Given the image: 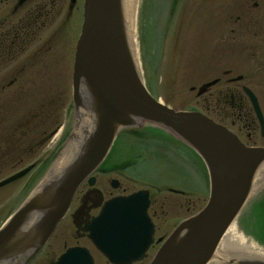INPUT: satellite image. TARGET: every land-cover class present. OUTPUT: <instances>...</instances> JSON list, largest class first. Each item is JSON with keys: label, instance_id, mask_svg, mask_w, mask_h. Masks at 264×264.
Listing matches in <instances>:
<instances>
[{"label": "water", "instance_id": "obj_1", "mask_svg": "<svg viewBox=\"0 0 264 264\" xmlns=\"http://www.w3.org/2000/svg\"><path fill=\"white\" fill-rule=\"evenodd\" d=\"M73 91L77 123L61 155L67 159L49 171L0 229V264L30 262L65 217L79 186L104 162L118 134L144 123L171 132L193 148L210 178L206 207L173 231L151 264H264V257L230 253L221 259L218 254L225 233L261 183L264 148L246 147L203 114L174 110L151 95L141 75L124 0H85ZM81 112L89 123L80 122ZM80 130L86 134L83 139ZM149 205V193L141 191L108 202L93 219L89 237L111 262L129 264L143 257L154 234ZM57 264L94 262L87 249L77 248Z\"/></svg>", "mask_w": 264, "mask_h": 264}, {"label": "flooded vegetation", "instance_id": "obj_2", "mask_svg": "<svg viewBox=\"0 0 264 264\" xmlns=\"http://www.w3.org/2000/svg\"><path fill=\"white\" fill-rule=\"evenodd\" d=\"M241 2L246 14L231 20L230 35L221 41L227 49L216 56L213 71L207 74L218 72L203 84H210L202 97L203 109L213 112L217 122L247 145H258L257 138L264 140V125L244 89L254 93L264 118V0ZM83 11L84 0H0V184L33 166L28 175L0 187V202L6 203L0 217L15 199L25 196L30 174L35 176L42 169L46 151L66 128L69 118L60 109L65 87L61 76L65 79L63 69H72L80 31L78 17L81 24ZM112 173L99 174L105 177V188L116 185ZM97 184L98 176L94 186L85 182L80 187L54 241L29 264H56L69 248L78 246L89 248L95 264H111L90 249L93 245L86 230L104 204L116 196H106ZM161 207L152 201L149 209L156 231ZM160 246L155 236L144 258L133 264H150Z\"/></svg>", "mask_w": 264, "mask_h": 264}, {"label": "rangeland", "instance_id": "obj_3", "mask_svg": "<svg viewBox=\"0 0 264 264\" xmlns=\"http://www.w3.org/2000/svg\"><path fill=\"white\" fill-rule=\"evenodd\" d=\"M241 1L185 0L186 12H176L170 8L174 0H140L137 46L146 84L155 97L177 110H198L205 107L203 98L197 95L198 88L204 81L218 75L214 71L209 77L207 72L213 69L214 55L225 50L220 41L222 36L230 35L231 20L237 14H246L239 6L243 4ZM80 21L81 18L78 17V27ZM68 66L69 59L67 68ZM71 71L63 69L65 79L61 76L65 87L62 88L63 106L60 109L63 108L61 115L65 113L66 118H70V115L74 118L75 112L70 101ZM192 87L196 90L192 91ZM210 115L213 117V112ZM147 134L149 138L135 140H140L138 142L141 145L136 152L143 154L144 159L136 166L126 165L128 169L131 168L127 176L134 184L117 174L121 179V187L114 190L107 184L108 188H105V178L98 175L97 186L103 189L106 196L128 194L146 188L160 194L155 196L157 206H163L158 209L159 218L156 220L160 236L164 233L162 231H172L183 219L197 213L206 204L209 179L207 174L201 172L202 167L190 157L187 147L174 144L171 139L159 138L153 130H149ZM256 140L258 145L264 144L262 138ZM119 145L118 143L106 166L118 164V159L129 153L127 146L121 148ZM120 172L123 174V171ZM32 185L31 180L30 186ZM170 191L194 195L190 194L185 198L174 196ZM5 205V202H0V209ZM240 222L238 220L235 223L236 234L249 241L252 237L247 230H241L243 223Z\"/></svg>", "mask_w": 264, "mask_h": 264}, {"label": "bare ground", "instance_id": "obj_4", "mask_svg": "<svg viewBox=\"0 0 264 264\" xmlns=\"http://www.w3.org/2000/svg\"><path fill=\"white\" fill-rule=\"evenodd\" d=\"M124 2H125V10L127 13L128 24L133 34L134 42H135L136 36H135L134 26L137 17L138 0H124ZM81 114L82 115L79 114L80 122L89 123L90 122L89 118H87V116L84 113L81 112ZM81 130L79 131V136L83 139V135L85 137L86 134H82V133L80 134ZM76 133L78 134V131ZM66 159L67 158L63 156L61 160L58 162L57 167L61 166L66 161ZM260 182H261L260 185L259 184L256 185V189H259L264 185V169L261 171L260 174ZM230 253L247 254L251 256L264 257V250L261 248H257L252 243H250L249 241H245V239H243L241 236L236 234V231L234 230V226H232L228 230L218 250V254L221 259H223L222 257H227ZM215 262L211 264H215ZM219 263L220 262H216V264Z\"/></svg>", "mask_w": 264, "mask_h": 264}, {"label": "trees", "instance_id": "obj_5", "mask_svg": "<svg viewBox=\"0 0 264 264\" xmlns=\"http://www.w3.org/2000/svg\"><path fill=\"white\" fill-rule=\"evenodd\" d=\"M256 206L257 209L248 217V232L254 233L255 238L264 243V196ZM259 210H262L261 213Z\"/></svg>", "mask_w": 264, "mask_h": 264}]
</instances>
